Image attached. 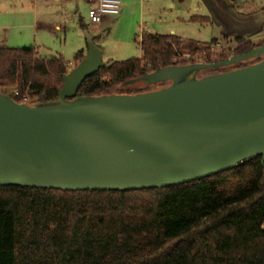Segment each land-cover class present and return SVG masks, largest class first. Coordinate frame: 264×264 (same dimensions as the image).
Here are the masks:
<instances>
[{
	"label": "water",
	"instance_id": "obj_1",
	"mask_svg": "<svg viewBox=\"0 0 264 264\" xmlns=\"http://www.w3.org/2000/svg\"><path fill=\"white\" fill-rule=\"evenodd\" d=\"M223 37L264 32V13L241 16L229 0H201ZM264 43L218 64L161 68L168 81L136 94L79 96L106 64L95 38L63 76L58 100L21 104L0 90V187L127 192L210 178L260 157L264 165Z\"/></svg>",
	"mask_w": 264,
	"mask_h": 264
},
{
	"label": "trees",
	"instance_id": "obj_2",
	"mask_svg": "<svg viewBox=\"0 0 264 264\" xmlns=\"http://www.w3.org/2000/svg\"><path fill=\"white\" fill-rule=\"evenodd\" d=\"M190 21L213 24L211 17ZM233 39L235 48L216 54L210 50L216 39L201 48L177 36L144 33L141 59L106 64L77 97L148 92L165 85L129 87L153 82L145 78L161 68L221 62L264 43ZM84 57V51L76 54L75 67ZM69 72L60 57L0 46V90L18 103L24 97L29 105L58 100ZM0 264H264V165L257 157L161 190L0 187Z\"/></svg>",
	"mask_w": 264,
	"mask_h": 264
},
{
	"label": "rangeland",
	"instance_id": "obj_3",
	"mask_svg": "<svg viewBox=\"0 0 264 264\" xmlns=\"http://www.w3.org/2000/svg\"><path fill=\"white\" fill-rule=\"evenodd\" d=\"M129 1L124 18H116L107 35V29L101 24L89 22L88 9L79 0H0V46L36 48L42 59L60 57L65 60L69 63V71L75 67L76 54L86 51L88 36L95 38L105 64L141 59L140 42L144 33L177 36L185 43H195L201 48L216 39L219 42L211 47L212 52L236 47L233 38L223 39L221 28L215 24L190 21L195 16L210 17L201 0ZM229 1L241 16L260 14L264 7V0ZM81 22L86 28L81 27ZM248 39L259 44L264 39V32ZM183 52L187 56V51ZM129 88L139 90L145 86L136 84Z\"/></svg>",
	"mask_w": 264,
	"mask_h": 264
},
{
	"label": "built area",
	"instance_id": "obj_4",
	"mask_svg": "<svg viewBox=\"0 0 264 264\" xmlns=\"http://www.w3.org/2000/svg\"><path fill=\"white\" fill-rule=\"evenodd\" d=\"M88 2L93 4L88 10V20L93 25L100 24L106 16H118L121 11V0H88ZM22 101V104H27L28 99L24 97Z\"/></svg>",
	"mask_w": 264,
	"mask_h": 264
},
{
	"label": "flooded vegetation",
	"instance_id": "obj_5",
	"mask_svg": "<svg viewBox=\"0 0 264 264\" xmlns=\"http://www.w3.org/2000/svg\"><path fill=\"white\" fill-rule=\"evenodd\" d=\"M226 51H228V50H226ZM221 52H223V51L215 52V53L219 54ZM238 56H241V55H238ZM234 57H237V56H233L231 58H234ZM262 59H264V56H256L254 58H251V59H248V60H245L242 62H238V63H234L231 65H226V66H222V67H217V68H212V69L201 71L198 76L204 77V76H208V75H213V74H218V73L228 72L231 70L240 69V68L246 67L250 64L257 63V62L261 61ZM227 60H229V59H227ZM227 60H224V61H227ZM224 61L214 62L211 64H218V63H222ZM168 83H169L168 81H157V82L143 83L142 85L145 87H150V88L156 87L157 88V87L162 86V84L167 85Z\"/></svg>",
	"mask_w": 264,
	"mask_h": 264
},
{
	"label": "crops",
	"instance_id": "obj_6",
	"mask_svg": "<svg viewBox=\"0 0 264 264\" xmlns=\"http://www.w3.org/2000/svg\"><path fill=\"white\" fill-rule=\"evenodd\" d=\"M130 1L129 0H121V11L120 14L118 16H106L102 19V22L100 23L102 25V28L107 29V35H109L112 31V25L115 22L116 18H119L120 16H122V18H124L125 12L128 10V7L130 6ZM79 3L84 4L87 9L89 10V8L93 5L92 3H89L88 0H79ZM143 4V3H141ZM207 17V16H204ZM81 27L84 26V28H86V26L81 22L80 23ZM203 25H208V24H203ZM83 28V27H82ZM87 47V44H86ZM84 51L86 53L85 50H81ZM65 61V60H64Z\"/></svg>",
	"mask_w": 264,
	"mask_h": 264
}]
</instances>
